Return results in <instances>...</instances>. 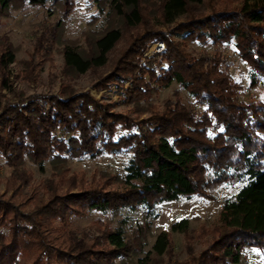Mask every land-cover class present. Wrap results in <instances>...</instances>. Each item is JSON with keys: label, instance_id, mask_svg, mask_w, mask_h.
Here are the masks:
<instances>
[{"label": "trees", "instance_id": "1", "mask_svg": "<svg viewBox=\"0 0 264 264\" xmlns=\"http://www.w3.org/2000/svg\"><path fill=\"white\" fill-rule=\"evenodd\" d=\"M89 1L101 13L108 7V16L118 23L93 40L90 55L65 45L61 53L68 69L80 75L104 66L109 52L131 32L114 69L95 87L123 89L128 83L119 104L139 105L177 83L203 109L167 101L162 111L135 119L113 112L117 104L100 103L88 92L18 95L4 102L0 97V157L10 170L7 192L0 194V264H160L173 250L167 232L135 262L150 232L147 221L129 236L103 220L94 222V231H79L72 219L97 212L114 220L123 209L139 208L149 217L164 203L213 201L219 186L237 183L244 186L224 203L219 225L202 230L203 239L210 237L206 247L177 264H242L250 248L264 256V97L246 98L221 54L188 50L192 42L233 43L256 86L264 79V0ZM25 2L50 3L62 19L75 7V0H0V20ZM59 41L57 28L44 27L34 56ZM152 43H163L165 50L145 59ZM14 61L15 49L3 36L0 89L9 90L5 71ZM105 153L127 155L119 188L110 189L106 175L100 179L107 180L90 183L68 176L69 159ZM25 159L52 168L56 178L41 184V192L24 190L32 181L22 167ZM173 230L188 235V220Z\"/></svg>", "mask_w": 264, "mask_h": 264}, {"label": "rangeland", "instance_id": "2", "mask_svg": "<svg viewBox=\"0 0 264 264\" xmlns=\"http://www.w3.org/2000/svg\"><path fill=\"white\" fill-rule=\"evenodd\" d=\"M231 7L238 8L240 4L232 3ZM54 10L55 8L50 3L44 7H38L25 2L21 8L10 10L9 15L0 20V39L3 36L7 37L8 42L15 49V61L5 71L9 90L0 89L2 102L12 101L13 97L18 95L25 97L39 94L60 95L66 90H71L76 94L88 92L100 103L117 104L113 112L135 119H145L154 111H162L167 101L181 100L191 109L202 111L203 108L198 106L188 92L177 83L161 89L150 100L139 105L119 104L120 95L128 88V83L124 85L123 89L114 85H106L100 89L95 86L114 69L119 55L128 46L131 32L124 34L123 39L109 52L104 66L91 68L79 75L65 66L61 53L63 47L67 44L72 45L83 55H90L94 47L93 40L118 21L108 16V7H105L101 13L95 3L89 0H75V7L66 19H62ZM44 27L57 28L60 41L55 47L48 49L44 55L37 57L34 56L33 47ZM156 28L158 29V27ZM159 44L163 43L150 44L144 58L152 59L162 53L165 49ZM188 50L195 55L214 54L215 52L221 54L230 62L233 77L245 88L246 98L259 100L264 97V79H261L256 86L252 84V69L238 57L233 43L215 46L192 42L188 45ZM1 76L0 73V81ZM126 164L127 155L124 153H105L94 158H73L67 161L68 176L79 175L86 183H90L93 180H107L100 179L106 175L110 178L108 179L109 188L117 189L121 186V181L118 182V180L125 176ZM22 167L32 176V181L24 188L28 192L33 190L41 192V184L56 178L53 177L52 168L47 162L38 166L25 159ZM9 176L10 170L0 157V194L7 192ZM243 186L244 184L240 183L223 184L215 190L213 201L193 198L164 203L157 206L149 217L146 216L144 208L123 209L120 216L114 220L97 212H89L86 217L72 219V227L79 231L90 232L94 231V222L103 220L108 226L121 229L130 236L132 229L138 225L143 226L147 221L151 226L150 232L147 234L143 251L135 258V262L138 258H144L147 253L153 251L157 236L162 232H167L173 243L172 256L169 253L162 256L159 259L160 264L182 263L189 260L191 255L199 254L206 247V240L210 237L203 239L200 236L202 230H212L219 225L224 203L234 197ZM182 220H188V235L173 230V226ZM242 264H264L263 253L257 248L246 250Z\"/></svg>", "mask_w": 264, "mask_h": 264}, {"label": "built area", "instance_id": "3", "mask_svg": "<svg viewBox=\"0 0 264 264\" xmlns=\"http://www.w3.org/2000/svg\"><path fill=\"white\" fill-rule=\"evenodd\" d=\"M159 45H161L160 47H162L163 49H165V45L164 44H159Z\"/></svg>", "mask_w": 264, "mask_h": 264}]
</instances>
